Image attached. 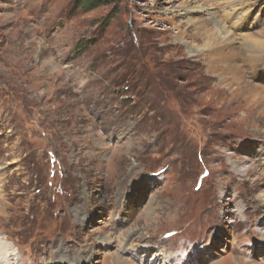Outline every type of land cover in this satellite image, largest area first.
<instances>
[{
	"label": "rangeland",
	"instance_id": "rangeland-1",
	"mask_svg": "<svg viewBox=\"0 0 264 264\" xmlns=\"http://www.w3.org/2000/svg\"><path fill=\"white\" fill-rule=\"evenodd\" d=\"M206 22L241 51L264 41V0H0L15 264H264V102L203 50ZM244 55L264 88V54Z\"/></svg>",
	"mask_w": 264,
	"mask_h": 264
},
{
	"label": "bare ground",
	"instance_id": "bare-ground-1",
	"mask_svg": "<svg viewBox=\"0 0 264 264\" xmlns=\"http://www.w3.org/2000/svg\"><path fill=\"white\" fill-rule=\"evenodd\" d=\"M209 1L212 2V0ZM206 4L209 5V3ZM200 7L203 9L202 6H199V8ZM209 23L210 22H206L205 24L197 26L198 28L204 29L206 44L203 50L206 49L205 51H207V55L210 56L211 59H213L212 61L214 63L221 62L220 65L224 64V66H222V69L225 70L226 73L228 72V74L231 75L229 84H238L237 88L235 89L237 90V92H247L246 96L243 95L244 98L254 97L255 102L263 103L264 88L255 84L250 78L248 79V77L244 75V67L241 64L235 62V60L242 52H244V54L246 55H244V57H246L247 59L246 61L248 66H250L251 68L257 67L259 61L263 59L262 54H264V41L255 40L252 43H246L245 47L243 46L244 48H242L240 51L239 48L232 44V41L230 40V33L229 31L225 30L226 26L224 27L223 25H219L218 23L215 25H211L210 27L208 25ZM219 36H222V39L220 38V40H217ZM219 67L221 68V66ZM238 81H241V83ZM10 252L11 251H8V248L6 246L0 248V264L16 263V258H12L13 256L10 255Z\"/></svg>",
	"mask_w": 264,
	"mask_h": 264
},
{
	"label": "trees",
	"instance_id": "trees-1",
	"mask_svg": "<svg viewBox=\"0 0 264 264\" xmlns=\"http://www.w3.org/2000/svg\"><path fill=\"white\" fill-rule=\"evenodd\" d=\"M113 3H117V0H78L79 6H81L86 11Z\"/></svg>",
	"mask_w": 264,
	"mask_h": 264
}]
</instances>
